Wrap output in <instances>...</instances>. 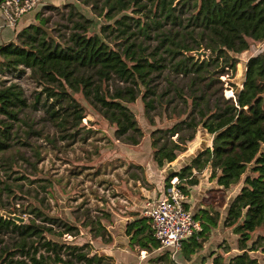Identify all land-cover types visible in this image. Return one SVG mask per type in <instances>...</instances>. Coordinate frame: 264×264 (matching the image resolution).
<instances>
[{
    "label": "trees",
    "instance_id": "obj_1",
    "mask_svg": "<svg viewBox=\"0 0 264 264\" xmlns=\"http://www.w3.org/2000/svg\"><path fill=\"white\" fill-rule=\"evenodd\" d=\"M78 4L88 6L99 20ZM65 5L73 22L68 35L56 34L47 24L49 18H42L40 12L36 21L16 32L15 40L0 44L2 69L29 68L30 76L41 85L34 105L40 94L52 100L47 105L50 118L62 131L74 129L70 135L84 116L74 96L80 92L115 125L116 138L139 143L143 131L128 103L140 97L151 123L153 111L172 119L170 126L157 127L150 134L152 158L159 167L173 161L200 127L217 131L218 120L234 114L231 99L217 93L222 90L220 76L225 68L236 70L239 60L231 52L247 50L251 39L264 41V0H75ZM98 22L99 30L92 31ZM201 48L207 52L204 57L187 53ZM247 64L264 74V50L251 55ZM27 107L19 83L0 84V155L12 146L19 127L14 124L24 120L21 115ZM220 137H213V150H200L171 173L166 185L177 176L178 187L188 193L198 183L193 170L207 165L224 188L242 180L223 221L237 235V252L225 258L230 247L222 242L223 253L216 252L212 264H259L252 253L264 254V113L227 139ZM28 212L29 221L22 223L0 213V233L10 237L9 243L0 237V264H115L111 255L90 254L88 244L60 240L64 233L76 235V225L36 205ZM193 216L201 229L182 243L186 259L203 247L220 213L203 208ZM104 231L108 242L112 236L98 220L95 235L103 237ZM125 232L143 249L160 247L144 215L128 222ZM148 264L176 263L163 249L150 256Z\"/></svg>",
    "mask_w": 264,
    "mask_h": 264
},
{
    "label": "rangeland",
    "instance_id": "obj_2",
    "mask_svg": "<svg viewBox=\"0 0 264 264\" xmlns=\"http://www.w3.org/2000/svg\"><path fill=\"white\" fill-rule=\"evenodd\" d=\"M71 1L75 0H41L31 11L35 18L32 22L36 21V15L41 12L42 18H49L47 24L54 28L56 34L67 36L73 22L69 18L65 4ZM50 4L57 6V9L49 7ZM78 7L88 16H94L88 6L78 4ZM62 10L65 15H61ZM99 28L98 22L91 30L98 31ZM150 40L156 42L153 38ZM250 44L243 52H231L239 60L236 70L231 72L225 68L220 76L222 81L219 84L222 90L217 93L231 99L230 104L236 108L234 114L217 119V131L209 132L200 127L195 139L187 142L190 143L191 153H197L206 146L213 150L212 142L216 134L221 135V140H225L238 127L250 126L254 119L264 113V74L255 73L247 64L248 55L263 49L264 44L256 40H251ZM1 62L0 56V84L13 81L19 83L28 107L21 115L24 120L14 124V128L19 127L17 136L13 137L12 146L0 155V212L16 213L25 217L24 222H28L31 217L28 208L36 205L48 214L60 216L77 226L76 235L64 233L59 236L60 240L79 245L88 244L86 249L90 254H105V231L103 237L96 236L95 226L98 220L105 225V170L118 163L116 159L111 162L109 159L111 151H108L116 140L115 125L105 119L104 115L78 92L74 93V96L81 103L84 116L75 127L74 135H70L74 129L62 131L47 111V105L52 100H46L45 95L40 94L37 105H34L35 95L41 90V85L30 76L29 68L20 66L22 72H7L2 69ZM128 106L143 131L140 143L142 147L146 146L144 150L149 149L152 130L170 126L172 119L165 113L153 111L151 114L154 122L151 123L140 97L128 103ZM61 134L68 135L61 137ZM18 136L22 137V142ZM122 138L123 136L119 138L121 142ZM141 150L144 151L142 148ZM241 181L224 188L223 199L224 196L235 194L240 188ZM166 187L168 185L161 176L152 197L159 196ZM149 197H145L144 202ZM0 237L4 241L10 238L8 233H0ZM223 243L229 247L231 244L236 245L235 237L225 239ZM229 251L230 254L228 253L225 258L237 252V249ZM158 252L160 250L155 249L148 255L152 256ZM252 254L257 257L259 264H264L263 253L256 251ZM123 258L117 261L118 264H127Z\"/></svg>",
    "mask_w": 264,
    "mask_h": 264
},
{
    "label": "crops",
    "instance_id": "obj_3",
    "mask_svg": "<svg viewBox=\"0 0 264 264\" xmlns=\"http://www.w3.org/2000/svg\"><path fill=\"white\" fill-rule=\"evenodd\" d=\"M34 19L30 11L21 17L16 26H10L5 22L0 11V44L15 40L16 32ZM261 43L264 44V41ZM251 55H248L247 60ZM194 139L195 137L190 141ZM148 145L149 149L144 150L146 146L142 147L140 142L132 144L121 142L116 138L108 150L111 151L109 154L111 162L116 159L118 163L105 170V226L112 236L110 241H105V254L113 256L115 264H118L117 261L122 257H124V263L127 264H148L150 256L148 253L153 250L148 252L138 244L131 242V235L125 232L127 223L144 215L142 212L145 203L144 198L152 197L161 176L166 180L171 173L188 164L199 152L191 153L190 143H188L183 151L177 153V157L173 161L159 167L152 158V146L150 143ZM193 171L198 176V183L190 186L189 192L185 193L186 206L193 213L203 208L216 209L220 213V218L218 224L211 229L203 247L191 254L189 259L184 257L181 248L174 255L170 253V256L176 264H212L215 253H223L221 244L225 239L235 237L236 245L231 244L230 249H237V235L233 234L231 227L223 225L229 203L234 194L229 197L224 196L223 199L224 187L217 182L216 177L211 176L210 165L201 171ZM148 223H150L149 218ZM229 252L224 255L227 256Z\"/></svg>",
    "mask_w": 264,
    "mask_h": 264
},
{
    "label": "built area",
    "instance_id": "obj_4",
    "mask_svg": "<svg viewBox=\"0 0 264 264\" xmlns=\"http://www.w3.org/2000/svg\"><path fill=\"white\" fill-rule=\"evenodd\" d=\"M41 0H0V11L5 22L16 26L21 17L32 11ZM179 179L174 176L170 185L159 196L150 197L142 212L150 220L154 237L159 241V250L167 249L173 255L182 243L201 229V224L186 206V194L178 187Z\"/></svg>",
    "mask_w": 264,
    "mask_h": 264
},
{
    "label": "water",
    "instance_id": "obj_5",
    "mask_svg": "<svg viewBox=\"0 0 264 264\" xmlns=\"http://www.w3.org/2000/svg\"><path fill=\"white\" fill-rule=\"evenodd\" d=\"M187 53L188 54H192V55H196V56H201V55H206L207 52L205 50H203V49H200V50L189 51ZM0 213L2 215H4V217L11 218V219L17 221L18 223H22L25 220V217L20 216V215H18L16 213H7L5 211L4 212H0Z\"/></svg>",
    "mask_w": 264,
    "mask_h": 264
}]
</instances>
